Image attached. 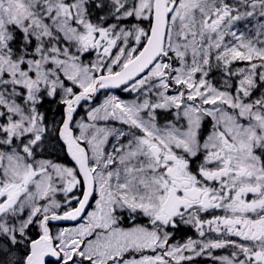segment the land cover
Here are the masks:
<instances>
[{"label":"snow or ice","instance_id":"obj_1","mask_svg":"<svg viewBox=\"0 0 264 264\" xmlns=\"http://www.w3.org/2000/svg\"><path fill=\"white\" fill-rule=\"evenodd\" d=\"M205 255L264 264V0H0V264Z\"/></svg>","mask_w":264,"mask_h":264},{"label":"rangeland","instance_id":"obj_2","mask_svg":"<svg viewBox=\"0 0 264 264\" xmlns=\"http://www.w3.org/2000/svg\"><path fill=\"white\" fill-rule=\"evenodd\" d=\"M86 59H87V57H86ZM113 94H115V95H118V90H115V91H111ZM118 92V93H117ZM122 92V91H121ZM107 94V92L105 93V94H103L102 96H100V95H98L97 97H98V99L96 100V103L98 104V103H100L103 99H104V96ZM119 96V95H118ZM120 97V96H119ZM121 99H126V100H129V99H132V98H134V95L133 94H131V93H124V97L122 98V97H120ZM93 106H95V105H93ZM85 115V111H84V109L83 108H81L80 109V111L77 113V119H79V118H81L82 116H84ZM73 195H76V196H79L80 195V193L79 192H75L74 191V193H73ZM74 205H76L75 204V202H73V205L72 206H74ZM144 219V218H143ZM131 220L129 219L128 221H127V224L125 225V226H131ZM140 223V222H139ZM142 223V222H141ZM76 225V223L75 224H72V225H57V224H53V228L55 229L56 227H74ZM197 237H195V238H193V239H199V237H198V234L196 235ZM210 238H215L214 236L213 237H210ZM187 238H185V239H174L172 242L173 243H177V242H179V243H183L185 240H186ZM227 254H229V252L228 251H226V249H222V251H219V252H215V250H213V256H221V255H227ZM204 258H207V262H203V263H196V264H216V262L213 260V259H211V258H209V257H207L206 255L205 256H203ZM197 258V257H196ZM195 258V259H196ZM198 262V261H197ZM193 262H189V264H192Z\"/></svg>","mask_w":264,"mask_h":264},{"label":"trees","instance_id":"obj_3","mask_svg":"<svg viewBox=\"0 0 264 264\" xmlns=\"http://www.w3.org/2000/svg\"><path fill=\"white\" fill-rule=\"evenodd\" d=\"M119 92V93H118ZM117 93H118V95L120 96V97H124V92H121L120 90L118 91ZM106 92H102L101 94H100V96H102L103 94H105ZM97 99H98V97H97ZM96 99V100H97ZM137 222H142V223H144V222H146L143 218H139L138 219V221ZM196 236L197 235V233H196V231L193 229V228H191V227H189V226H182V229L180 230V231H178L177 233H176V235H175V238L174 239H185L187 236Z\"/></svg>","mask_w":264,"mask_h":264},{"label":"flooded vegetation","instance_id":"obj_4","mask_svg":"<svg viewBox=\"0 0 264 264\" xmlns=\"http://www.w3.org/2000/svg\"><path fill=\"white\" fill-rule=\"evenodd\" d=\"M211 214H213V213H209L208 215H205V219H207V218H209V216L211 215ZM215 214H222V213H215ZM215 237V234L214 233H212V234H210V237ZM188 237H191V238H195V237H197V236H187L186 238H188ZM199 237V236H198ZM219 251H222V249H217V250H215V252L217 253V252H219ZM226 251H228V252H230V249H226ZM207 260V258H204L203 256H200V257H197L196 259H194L192 262V264H196V263H203V262H207L206 261ZM198 261V262H197ZM196 262V263H195Z\"/></svg>","mask_w":264,"mask_h":264},{"label":"water","instance_id":"obj_5","mask_svg":"<svg viewBox=\"0 0 264 264\" xmlns=\"http://www.w3.org/2000/svg\"><path fill=\"white\" fill-rule=\"evenodd\" d=\"M112 90H116V89H112ZM103 91H111V90H101V92H103ZM75 223H78V221H60V222H55L54 224H58V225H72V224H75Z\"/></svg>","mask_w":264,"mask_h":264}]
</instances>
